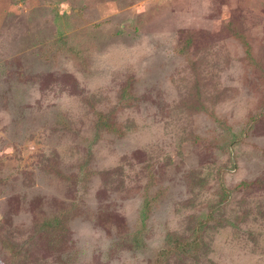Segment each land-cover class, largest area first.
<instances>
[{
  "label": "rangeland",
  "instance_id": "374dc122",
  "mask_svg": "<svg viewBox=\"0 0 264 264\" xmlns=\"http://www.w3.org/2000/svg\"><path fill=\"white\" fill-rule=\"evenodd\" d=\"M0 264H264V0H0Z\"/></svg>",
  "mask_w": 264,
  "mask_h": 264
},
{
  "label": "trees",
  "instance_id": "16d2710c",
  "mask_svg": "<svg viewBox=\"0 0 264 264\" xmlns=\"http://www.w3.org/2000/svg\"><path fill=\"white\" fill-rule=\"evenodd\" d=\"M64 212H59V214L54 213L51 217H48L47 220H45V223L47 224L48 231L51 232L53 231L54 228H61V226H57L60 223V219L63 217L60 214ZM65 214V213H64ZM66 215V214H65ZM56 223V224H55ZM56 226V227H55Z\"/></svg>",
  "mask_w": 264,
  "mask_h": 264
}]
</instances>
